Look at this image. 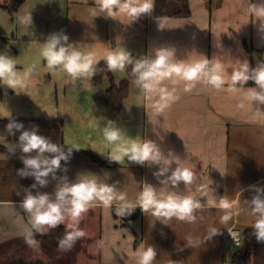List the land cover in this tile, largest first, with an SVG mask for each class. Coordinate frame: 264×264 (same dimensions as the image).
I'll return each instance as SVG.
<instances>
[{
	"label": "crops",
	"instance_id": "crops-1",
	"mask_svg": "<svg viewBox=\"0 0 264 264\" xmlns=\"http://www.w3.org/2000/svg\"><path fill=\"white\" fill-rule=\"evenodd\" d=\"M12 1L0 0V18L2 15L12 17L6 10ZM188 3L191 11L189 17H158L162 28L154 12L148 15L150 24L156 23L149 28L150 39L153 35L158 42L166 35L191 38L198 34L204 35L207 32L206 20L210 19L211 33L230 34L232 51L237 53H229L227 41L215 47L213 42L202 45L192 40L191 44H187L188 47L183 48L178 60L193 63L208 57L212 63L221 64L225 74L230 76L232 68L238 67L239 62L245 59L238 44L248 38L255 50L256 65L264 62V29L260 28V21L249 11V4L262 5L264 0H188ZM78 7L80 13L76 11ZM66 12L69 17L73 12L75 18L77 14L92 18H88L86 30L74 26L70 30V20L66 26L63 18L61 31L69 36L70 43L90 46L106 42L103 41L107 37L105 29L109 28L104 19L107 13L100 11L95 0H83L81 3L75 0H25L14 14L17 17L16 34L23 38L39 39L44 36L46 39L50 35L53 20L62 18ZM25 14H31L33 18V23L27 27L18 23V17ZM153 17L157 19L153 20ZM79 18L77 16V20ZM55 32L58 33L57 30ZM206 48L210 51L208 56ZM184 84L179 79L175 82L165 81L164 86L175 89L178 100L163 113H157L152 107L158 98L156 94H151L150 98L145 96V109L142 111L131 107L129 111L135 117H128L127 122L138 126L143 131V140L154 141L166 157L169 153L175 156L168 175L177 164L193 168L198 176L199 190L195 187L187 189L181 182L178 189L181 194H190L203 204H207V199L216 201L225 196L237 203L238 215L227 224H222L220 218L224 215L223 210L211 207L198 212V221L194 224L175 218L164 224L150 212L144 213L140 207L126 219L116 215L115 205L105 208L96 202L79 224L86 231V237L77 241L70 251L58 250L52 255L41 243L57 240L55 238L61 230L59 233L57 231L63 228L66 232L65 225L49 230L47 235L36 233L38 247H29L24 240V232L31 225L27 214L19 208V203L25 195V189H31L35 180L33 177L22 178L17 175V170L24 167L21 159L23 153L17 149L15 154L0 152V248L4 255L14 253V258L21 259L23 264H49V260L52 264H137V251L153 245L157 249L154 264H225L227 242L231 241L226 231L235 228L242 233L251 227L255 217L251 215L246 201L251 200L255 193L250 186L264 187V112L247 104L245 107L239 106L246 89L255 86L246 84L245 89L232 94L199 82L190 93H186ZM130 95L131 90L121 108H116L120 110L118 112L125 109ZM260 110L264 111V106H260ZM22 119L27 120L18 122L23 123L24 130L37 127L39 134L53 142L61 145L66 143L67 125L62 117ZM7 125L0 123V146L8 149L18 141L6 130ZM64 146L67 151V146ZM80 148L73 149L69 162H61V176L67 175L71 181L95 178L100 184H116L117 195L124 193L126 200L133 205L145 183L156 187L162 197L170 190L163 188L164 185L153 175L160 165L149 166L145 163L141 166L130 161L120 164L99 158L102 162L110 163V166H101L87 155L92 152ZM64 168H67L66 173ZM49 180L48 186L40 191L54 192L56 181ZM31 190L35 194L36 189ZM114 204H119V201ZM210 227L220 229V234L204 242ZM189 236L199 238L200 242L194 247L188 246L186 238ZM25 248L32 250L37 260L41 261L31 262L30 257L25 256Z\"/></svg>",
	"mask_w": 264,
	"mask_h": 264
},
{
	"label": "clouds",
	"instance_id": "clouds-1",
	"mask_svg": "<svg viewBox=\"0 0 264 264\" xmlns=\"http://www.w3.org/2000/svg\"><path fill=\"white\" fill-rule=\"evenodd\" d=\"M95 3L101 12L107 13L106 17L117 19L123 14L132 22L146 15H152L155 9V0H95ZM249 11L260 21V28L264 29V4H249ZM158 20L159 27L162 28L160 18ZM18 23L24 27L30 26L33 23L32 15L19 16ZM41 55L46 61L49 73L62 69L72 77L74 83L82 78L94 76L95 65L99 63L93 53L82 50L77 47V44L70 43L69 36L63 31L52 33L47 37L46 42L43 43ZM174 57V48L161 47L155 49L154 54L136 59L127 49H122L109 52L104 60L108 71L112 73L123 72L131 66L137 87L148 98L153 93L158 97L152 105L157 113H163L178 100L175 89L170 90L164 86L165 81L175 82L176 79L185 82L186 93H190L197 83L203 82L217 91L226 90L236 94L240 89H245L244 85L249 81H254L255 87L246 89V94L241 98L239 106L245 107L247 104L255 106L259 112H264L260 110V106H264V62H258L257 66L252 68L245 60L240 62L238 67L232 68L229 76L225 74L221 64L212 63L207 58L187 63ZM32 71L33 68H29L25 71L24 77L18 76L16 59L0 53V84L16 90L18 86L24 85L25 78ZM83 87L86 88V86ZM49 115L55 114L49 113ZM6 129L11 134H14V130L21 131L18 142L8 147L11 154H15L17 149L23 153L21 159L24 167L17 170V175L22 178L33 177L35 180V183L31 185V189H36L35 194L31 189H25V195L19 203V208L27 214L31 225V228L24 232V240L29 247H38L36 233L41 236L47 235L49 230L65 225L66 232L58 241V249L62 252L70 251L77 241L86 237V231L80 228L79 224L96 202L105 208H112L115 205V213L121 218L131 215L137 207H140L144 213L150 212L164 224L173 218L194 224L198 221L197 213L211 207L223 210L224 215L220 218L222 224H227L239 214L237 203L225 196L216 201L207 199V204H203L200 199L190 194H181L178 191L181 182L187 189L195 187L199 190L198 176L193 168L177 164L178 166L168 175L175 156L169 153L166 157L152 140L137 142L136 139L130 138V143H121L127 137V133L113 120H107L102 129L104 140L108 144L116 145L108 156L110 162L122 164L127 158L128 161L141 166L145 163L149 166L160 165L159 170L153 175L164 185L163 188L170 189L166 196L162 197L156 187L145 183L136 204L133 205L126 200L124 193L117 195L116 184H100L95 178H77L71 181L67 175L57 176L58 170H61V162H69L73 149L79 150L80 147L65 143L64 145H67V151H65L64 145L57 144L39 134L37 127L24 130L23 123L14 120L7 125ZM63 171L66 173L67 168ZM221 175L224 174L221 173ZM161 177L164 179H160ZM49 178L56 181L55 190L51 194L39 190L48 186ZM250 188L255 193L251 200L246 201L251 215L255 217L251 226L257 242L264 243V187L252 185ZM117 200L119 204H114ZM218 234L220 229L210 227L204 242ZM186 241L191 247L200 242L199 238L194 239L191 236L187 237ZM137 257V264H154L157 249L149 245L139 249Z\"/></svg>",
	"mask_w": 264,
	"mask_h": 264
},
{
	"label": "rangeland",
	"instance_id": "rangeland-1",
	"mask_svg": "<svg viewBox=\"0 0 264 264\" xmlns=\"http://www.w3.org/2000/svg\"><path fill=\"white\" fill-rule=\"evenodd\" d=\"M75 1L81 3L83 0ZM76 11L78 13L81 12L79 7ZM77 16L80 17L79 20H77ZM77 16L75 18L72 12L70 18L69 13L66 12L62 18L54 19L53 25L49 29L50 34L56 33V30L58 33L61 32L63 18V24L66 26L70 20L68 27L70 30L72 26L86 30V27L89 26L88 18H92L88 15L77 14ZM157 18L153 17V20ZM104 19L109 27L105 29V33L107 34V37L103 41H106L105 43L90 46L77 44V47L82 50L93 53L95 59L99 61L98 64L105 61L104 58L109 52L122 49H127L131 52L132 57L136 59L154 54V50L157 48L170 47L175 49L174 59H179L183 48L188 47L187 44H191L192 40H196V42L202 45H210L213 42V46L215 47L227 41L230 49L229 53L231 55L237 53L236 51H232L233 40L232 36H229L230 34L219 35L216 32L211 33L212 23L210 19L206 20L207 32L204 35L198 34L197 37L193 38H191L192 36L166 35L160 42L156 40L154 35L150 39L149 28L151 25L155 26L156 23L150 24L149 17L145 28L137 27L129 17L123 14L118 16L117 19L111 17ZM74 21H77V23ZM16 26L17 17L14 16L13 20L10 16L2 15L0 18V53L7 54L16 59L18 76L24 77L25 71L29 68H33V71L25 78L24 85L18 86L16 90L8 88L7 85L0 84V123L9 124L13 120L18 122L22 118L62 117L67 125L65 139L67 144L84 147V149L92 152L94 156L107 161H110L108 156L116 147V145L108 144L103 138L102 129L107 120L115 121L119 127L126 131L127 137L121 143H130L131 139H136L137 142L143 141V131L138 126L129 125L127 122L128 117H135V114L129 111L131 107L139 108L142 111L143 108L145 109V95L136 85V77L131 72V66L123 72L112 73L117 85L123 80H130L131 82L130 98L124 107L125 109L122 112H118L120 110L107 105V91L110 87L108 79L104 80L100 85H94L92 83L94 76H88L74 83L72 77L67 75L62 69L49 73L46 68V61H44L41 55L43 43L46 42L47 38L45 39L44 36L39 39L18 37ZM68 33H71V31ZM238 45L244 53V61L247 60L250 66L253 64L256 67L255 50L252 49L248 38H244ZM209 54V48H206V55L208 56ZM256 54L258 53L256 52ZM207 59L209 58L207 57ZM98 64L95 65V68ZM83 86H86V88ZM49 113L55 115H49ZM126 161H128L127 158H125L123 163ZM64 235L65 231H61L55 238L57 240L50 239L45 243L42 241L41 244H43L44 248L47 247L49 249L50 254L54 255L55 252L58 253V241ZM243 241L244 251H250L252 243L245 237ZM78 247L82 248L81 245H78ZM25 250V256L30 257L31 262L41 261L40 259L37 260V255L33 254L32 250L30 251L28 248H25ZM242 250L243 247H236L228 240L225 264H230L232 256ZM49 262V264H52L51 260Z\"/></svg>",
	"mask_w": 264,
	"mask_h": 264
},
{
	"label": "trees",
	"instance_id": "trees-1",
	"mask_svg": "<svg viewBox=\"0 0 264 264\" xmlns=\"http://www.w3.org/2000/svg\"><path fill=\"white\" fill-rule=\"evenodd\" d=\"M25 0H13L11 4L6 8V10L11 14L14 20V14L18 12L21 5ZM154 15L156 17H189L191 15L188 0H155ZM148 15L134 21V24L139 28H145L147 26ZM255 68L254 65H251ZM108 78L110 81V87L107 91V105L112 108L120 109L123 101L126 99L130 92V80H123L119 85L114 81L112 72L107 69L106 61L101 62L96 66V74L93 77L92 83L94 85H100L103 83L104 78ZM248 86H255L254 81H249ZM27 121L24 119H19L18 122ZM21 131L15 130L13 134V139L18 141ZM0 152H8V149L4 146H0ZM94 162L101 166H110L108 162H102L99 158L91 153L87 154ZM59 176L62 175L61 170L57 172ZM129 216H125V218ZM126 218V219H127ZM65 231L63 228L58 230V233ZM243 237L248 239L252 243V250L250 251H238L236 252L230 261V264H264V243L257 242L254 235V229L250 228L242 232ZM46 238V237H45ZM0 248V264H23L21 259L14 258V253L7 256L1 251Z\"/></svg>",
	"mask_w": 264,
	"mask_h": 264
},
{
	"label": "built area",
	"instance_id": "built-area-1",
	"mask_svg": "<svg viewBox=\"0 0 264 264\" xmlns=\"http://www.w3.org/2000/svg\"><path fill=\"white\" fill-rule=\"evenodd\" d=\"M226 234L229 237V239L231 240V242L236 247H243V251H244V241H243L244 237H243L242 233L236 231L235 228H231L228 231H226Z\"/></svg>",
	"mask_w": 264,
	"mask_h": 264
}]
</instances>
